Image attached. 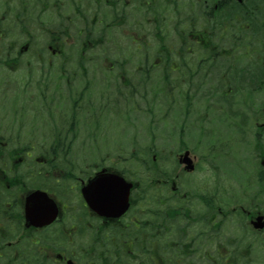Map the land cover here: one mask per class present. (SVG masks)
<instances>
[{
	"label": "flooded vegetation",
	"instance_id": "flooded-vegetation-1",
	"mask_svg": "<svg viewBox=\"0 0 264 264\" xmlns=\"http://www.w3.org/2000/svg\"><path fill=\"white\" fill-rule=\"evenodd\" d=\"M252 2L254 12L240 6ZM8 31L21 34L22 54L33 33H48V50L63 60L55 67L41 53L38 60L0 58V264H264V147L246 166L225 154L230 162L217 169L213 147L188 148L184 127L167 121L179 104L174 92L188 117L191 94L210 91L182 92L184 69L193 81L216 60H258L248 57L264 48V0H0V56ZM72 33L78 60L65 52ZM133 60L144 78L158 66L167 77L158 91L170 98L159 114L164 146L151 154L71 153L79 112L96 95L86 65H97L95 73L114 79V93L121 86L133 101ZM188 60L198 61L186 67ZM171 71L182 79L173 82ZM223 97L230 111L234 104ZM234 111L224 114L249 133L246 110ZM251 112L259 143L264 108ZM149 114L154 120L153 106ZM64 116L72 124L48 131ZM98 121L95 115L94 128ZM127 193L124 211L108 203Z\"/></svg>",
	"mask_w": 264,
	"mask_h": 264
},
{
	"label": "rangeland",
	"instance_id": "rangeland-1",
	"mask_svg": "<svg viewBox=\"0 0 264 264\" xmlns=\"http://www.w3.org/2000/svg\"><path fill=\"white\" fill-rule=\"evenodd\" d=\"M76 35L75 33L71 34V37L75 41H70V45H66L65 47L67 50L65 51L66 54L70 55L69 60L79 59L80 40H76ZM32 36L35 37L33 46L28 52L22 54L19 52V45L22 39L21 34L15 31H8L5 39L1 42L3 53L0 58H6L7 60H15L16 58L18 60H38L41 53L44 60H55V67H57L58 60L63 59L60 56L54 57L50 50H48L46 44L49 34L37 32L33 33ZM12 41L14 42V47L10 46ZM243 51L244 50H242V52ZM94 61L97 62L98 60ZM188 61L191 63L188 62L186 67H191L192 63H196L198 60ZM241 61V65L247 67L245 76L242 78H230L227 76V72H231L232 69L230 66L235 60H216L213 67L209 66L208 70L204 67L200 73L201 76H199L198 79L195 77L193 81L189 76V73L192 72L184 69L183 79L186 82L180 85L179 88L181 91L186 93L192 89H197L198 93L201 88L203 93H205L207 87H210L209 94L208 96L191 94L194 109H192L191 113L187 112L186 115L189 116L185 117L181 108L184 101L181 102L179 93L174 92L173 95L175 99L179 101V104L177 109L174 111L171 110L173 111L172 115L169 120L167 119L168 122L173 121L179 123V128L184 127V129H182L184 132L182 138L183 145L188 146L190 149H194L197 146H199L197 149L200 147L204 149V147H208L207 145L213 147V152L218 155L217 161H215V168L217 169L227 167L225 165L230 162L231 159L229 158L232 157L226 156L225 154H236V158L246 166L247 163L253 161L252 155L258 151L257 149L264 147V137L259 143L255 141L257 138L255 134L256 125L254 121L255 118L252 116L251 112L253 107L264 108V87L257 88V80L262 76L255 79L256 75L253 73V75L247 79L246 73L253 71L257 60L248 59ZM173 62L176 66H181L182 63L180 60H173ZM139 64V60H133L134 87L137 92V95L134 96L135 100L133 99V101L129 99L128 91L121 86H119V89L123 92L115 94L113 91L115 89L114 79L99 75L98 73H100V71L95 73L97 65H86L89 70L86 79L87 81L92 80L91 89L95 91L96 95L92 97V106H87L84 111L79 112L78 117L79 119L81 118V120H77L78 124L76 131L70 133V136H74V138L78 140L77 143L71 145V153L77 155L81 153L97 152H134L140 154L160 152V148L164 146L162 142H164V128H166L165 124L162 123L161 125L159 122L160 108H162L164 112L170 98H165V96H161L159 92L152 91V88L158 89L164 85L162 68L158 66V68H155V70L149 74L147 80L142 81L141 75L144 73L138 70ZM108 65H110V63ZM68 67V73H72L70 65H68ZM52 71L56 72L55 70ZM79 72L80 71H78V73ZM170 79L176 82L182 78L179 77L178 71H171ZM253 81L256 82L253 84ZM117 84L120 85L119 80ZM15 87L16 85L12 84L8 86V89L14 90L17 88ZM106 89H108V92H106ZM231 89L236 90V92H227ZM11 93H7V98L9 95H12ZM225 93H229L230 96H227ZM224 95L226 96L225 98H228L234 104V108L230 111L226 109L227 104L223 99ZM155 98H157L159 102L154 100ZM150 106L154 107V120L153 116L149 114ZM233 110H236L234 111L235 113L246 110L247 113L240 114L249 121L247 125L249 133L245 130L240 132L239 129L231 125L232 120L237 121V118L233 117L230 119L224 112L230 113ZM95 115L100 116V121H98L99 123L97 122L98 126L96 128L92 125ZM259 115H261V113H259ZM68 118L69 116H64L54 122H48V120L47 128H50L48 131L55 133L59 129V126L65 124V121L68 127L69 124H72V118ZM150 121H155V123L153 122L151 124ZM179 131L180 130H176L177 133H179ZM240 137H244L245 139L240 142ZM198 138H201V140H198ZM228 139L232 141L229 142ZM91 140L96 141V143H91ZM169 146L171 148V145ZM149 147H152V149H149ZM226 147L229 148L228 151L225 150ZM199 151L201 150L199 149ZM255 163L259 165V160L255 161ZM240 178L243 179L244 177L240 176Z\"/></svg>",
	"mask_w": 264,
	"mask_h": 264
},
{
	"label": "trees",
	"instance_id": "trees-1",
	"mask_svg": "<svg viewBox=\"0 0 264 264\" xmlns=\"http://www.w3.org/2000/svg\"><path fill=\"white\" fill-rule=\"evenodd\" d=\"M242 8L252 11L254 12V5L253 2L250 5H240ZM247 12V16L246 19L251 23V24H256L255 21V14L251 12ZM251 54H253L254 58H258L257 63L253 69L252 72L250 73H246L247 74V79H249L253 73H255L256 77L255 79H258L259 76H264V48L260 49L259 52H256V48H252L251 49ZM261 59V60H260ZM242 61L241 60H235V62L230 66V68L232 69L231 72H227L228 73V77L230 78H236V77H244L245 76V72L247 70V67H244L241 65ZM224 68H225V63H224ZM252 73V74H251ZM259 74V75H258ZM164 79H167V77H164ZM258 81V80H257ZM254 83L256 81H253ZM260 82V81H259ZM264 82H261V86L257 87V88H262L264 87ZM233 88V87H232Z\"/></svg>",
	"mask_w": 264,
	"mask_h": 264
},
{
	"label": "water",
	"instance_id": "water-1",
	"mask_svg": "<svg viewBox=\"0 0 264 264\" xmlns=\"http://www.w3.org/2000/svg\"><path fill=\"white\" fill-rule=\"evenodd\" d=\"M126 205H127V203H126Z\"/></svg>",
	"mask_w": 264,
	"mask_h": 264
}]
</instances>
